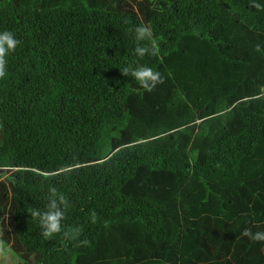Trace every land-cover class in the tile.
Masks as SVG:
<instances>
[{"label":"trees","instance_id":"obj_1","mask_svg":"<svg viewBox=\"0 0 264 264\" xmlns=\"http://www.w3.org/2000/svg\"><path fill=\"white\" fill-rule=\"evenodd\" d=\"M252 3L0 0V32L19 41L0 79V240L17 264H264V242L241 236L264 232ZM142 24L155 56L134 54ZM128 66L164 82L144 91ZM53 188L69 207L44 240L27 209L45 211Z\"/></svg>","mask_w":264,"mask_h":264},{"label":"clouds","instance_id":"obj_2","mask_svg":"<svg viewBox=\"0 0 264 264\" xmlns=\"http://www.w3.org/2000/svg\"><path fill=\"white\" fill-rule=\"evenodd\" d=\"M256 8L258 11H264V5L255 2L251 5ZM133 34L136 47L134 49V54L140 58H143L146 54H151L153 56L157 55L159 52V45L152 38L153 33L151 28L147 25H140L134 28L129 29ZM147 42V43H144ZM19 41L14 37L13 33L10 31L0 32V79L5 78L7 75L6 57L13 51H15L18 46ZM121 74L127 77L133 78L140 88L144 91L151 92L155 89L158 84L164 82L159 71H154L151 67L139 66L133 68L128 66L120 70ZM69 207V202L67 198L58 193L54 188L50 189V195L48 197V203L46 205V210L41 211L35 208L27 209V212L30 213L31 217L38 221L39 227L41 229L40 235L44 240H49L56 234L61 233L62 224L61 222L65 218V211ZM96 214L92 213V222H95ZM80 228H76L69 231H65L63 236L65 239L75 240L79 237L81 233ZM242 237H247L248 239L256 242H264V232L257 231L252 232L251 229L245 228L241 232ZM88 241H80V245L87 246ZM3 251L2 243H0V252Z\"/></svg>","mask_w":264,"mask_h":264},{"label":"rangeland","instance_id":"obj_3","mask_svg":"<svg viewBox=\"0 0 264 264\" xmlns=\"http://www.w3.org/2000/svg\"><path fill=\"white\" fill-rule=\"evenodd\" d=\"M2 243L3 251L0 252V264H17L19 262L18 256L3 242Z\"/></svg>","mask_w":264,"mask_h":264}]
</instances>
